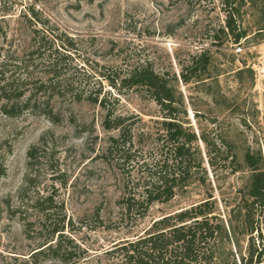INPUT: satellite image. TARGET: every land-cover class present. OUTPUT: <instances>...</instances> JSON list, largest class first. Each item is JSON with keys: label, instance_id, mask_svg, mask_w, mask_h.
I'll return each mask as SVG.
<instances>
[{"label": "rangeland", "instance_id": "rangeland-1", "mask_svg": "<svg viewBox=\"0 0 264 264\" xmlns=\"http://www.w3.org/2000/svg\"><path fill=\"white\" fill-rule=\"evenodd\" d=\"M239 4L237 18L246 35L236 40L224 26L226 11L219 0H0L4 76L21 72L15 62L33 37L45 33L59 49L69 42L70 60L83 66L75 75L86 92L101 88L99 97L106 96L103 105L76 99L71 91L39 93L60 117L57 122L47 112L7 114L1 108L6 100L0 101V264H71L30 257L46 229L40 228L35 207L17 208L29 176L25 196L52 193L58 215H65L64 231L79 246L78 264H111L105 250L112 243L135 237L160 214L208 195L235 229L245 259L252 244L245 264H264V205L253 210L252 232L243 206L252 175L246 151L264 169V0ZM141 62L169 79L175 96L171 111L196 131L219 133L234 157L233 162L230 156L218 159L213 170L200 142L206 179L194 178L170 199L152 202L131 224L121 208L127 171L106 151L118 128H105L103 119L107 107L135 113L126 120L132 122L133 148L144 156L156 154L153 137L170 111L143 87L122 85L118 91L110 83ZM35 143L40 146L29 166L26 151ZM25 219L32 223L25 225Z\"/></svg>", "mask_w": 264, "mask_h": 264}, {"label": "trees", "instance_id": "trees-1", "mask_svg": "<svg viewBox=\"0 0 264 264\" xmlns=\"http://www.w3.org/2000/svg\"><path fill=\"white\" fill-rule=\"evenodd\" d=\"M219 1L226 11L224 26L236 40L244 37L246 28L237 18L239 0ZM49 42L51 39L45 33L40 38L33 37L30 47L14 64L21 68L17 75L4 76L0 70V101L6 100L1 104L3 111L10 115L27 111L47 112L48 117L57 122L60 117L53 113L48 100L38 99V94L45 92L50 97L54 93L71 91L76 99L84 96L104 105L106 96L99 97L101 88L95 91L87 88L86 92V87L75 75L83 66L70 60L72 50L68 48L69 42L58 44L61 49ZM39 65L43 67L42 70ZM116 79L112 78L110 83L118 91H121L122 85L143 87L156 102L170 111L162 115L164 118L159 121L162 126L157 128L153 137L151 150H155L153 153L158 156H144L133 148L132 122L126 121L136 117L135 113L114 112L112 107L106 108L104 127L118 128V134L109 137L106 151L116 157V162L127 171L121 208L123 215L132 219L131 224H134L148 212L152 202L170 199L178 188L194 178L200 181L206 179L207 167L201 156L200 142L204 145L207 162L213 170L218 166L217 160L222 157L227 159L230 156L233 162L234 153L230 152L225 138L219 133L214 132L208 136L202 131H196L190 123L185 124L178 112L171 111L175 100L173 86L149 62L133 66L119 80ZM44 138L43 135L40 140L44 141ZM39 146L35 143L28 147L26 153L29 166L33 164ZM245 159L252 168V175L243 206L246 227L252 232L253 210L264 205V169L258 167V160L252 152L246 151ZM3 171L0 167V173ZM28 180L21 188V205L17 208L22 210L20 206H23V210H27L29 206L35 207L41 221L40 228L46 229L38 244L31 249L30 257L38 255L44 259L55 258L78 264L75 257L79 246L64 231L65 215H58V203L52 193L25 196L30 188V176ZM24 223L30 224L32 220L25 219ZM236 238L235 229L218 210L217 201L208 195L190 205L160 214L143 233L112 243L105 254L112 258L111 264H245L254 248L252 244L248 246V258L245 259Z\"/></svg>", "mask_w": 264, "mask_h": 264}]
</instances>
